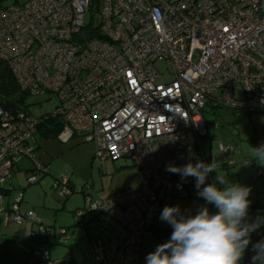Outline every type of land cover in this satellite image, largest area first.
<instances>
[{"label": "built area", "instance_id": "obj_1", "mask_svg": "<svg viewBox=\"0 0 264 264\" xmlns=\"http://www.w3.org/2000/svg\"><path fill=\"white\" fill-rule=\"evenodd\" d=\"M0 0V57L19 88L30 96L51 92L56 104L38 117L8 112L0 104V215L4 222H30L31 234L46 228L33 211H20L22 194L10 177L22 157L33 161L27 183L44 168L35 158L40 123L69 122L94 157L130 159L140 169L137 188L104 199L86 196L89 213L111 217L122 239L105 248L90 236L97 264H140L144 235L176 196L198 195L195 178L167 171L172 164L204 161L201 141L208 135L203 109L227 106L237 115L264 114V0ZM86 10L98 24L84 23ZM163 61L166 72L156 68ZM235 88H238L239 95ZM71 134L62 126L59 138ZM225 154L234 146H220ZM209 174L206 183L214 182ZM65 179V178H64ZM53 183L70 194L67 179ZM56 235H65L56 229ZM38 264H61L46 248L34 250Z\"/></svg>", "mask_w": 264, "mask_h": 264}, {"label": "rangeland", "instance_id": "obj_2", "mask_svg": "<svg viewBox=\"0 0 264 264\" xmlns=\"http://www.w3.org/2000/svg\"><path fill=\"white\" fill-rule=\"evenodd\" d=\"M8 3L10 0L6 1V4ZM91 22L98 24L99 16L92 10H86L84 23ZM156 68L166 72V64L163 61H158ZM235 92L237 95L240 94L238 88H235ZM55 104L56 100L51 93L29 95L26 109L38 117L51 112ZM203 114L207 121L208 135L202 139L201 147L209 162L215 163L219 174L226 179L249 187L247 180L242 177L244 168L248 167L250 172L254 169L252 150L255 146L248 140L252 136V126L248 122H243L248 115H237L227 106L211 108L210 105L204 108ZM37 137H39L38 144ZM221 145H233V153H223L220 150ZM94 150V144L91 141H83L80 134L63 141L59 138V134L38 136L37 133L35 157L39 163L42 162L43 167L48 168V171L44 172L38 182L27 184L26 178L33 172V161L28 157L20 158L17 162L20 171L11 174L12 191L4 196V201L10 202L14 194L21 193L20 211H33L48 232L43 233L46 237L43 240L31 234L30 222L22 225L6 224L3 222V216L0 217L2 220L0 230L4 234L0 236V264H23L24 260L27 264H33L31 257L38 248H46L51 258L63 263L71 260L75 264H97L90 255L89 235L81 236V233L86 231L100 237L105 248L117 243L120 235L122 236V229L114 219L89 213L83 223L88 219L92 220L88 221L86 228L84 229V225L81 231L79 226H76L74 214L78 210L86 209V192L90 193L92 199H104L118 190L137 188L142 176L140 169L130 159H120L115 162L107 160L101 163L94 157ZM38 154L44 155L45 161H39ZM29 168L31 170H28L26 176L27 170L24 169ZM62 177L63 180L67 179V187L70 191L67 197L61 196L52 186ZM205 204L206 202L195 197L178 196L170 203L171 206L179 205L182 212L193 215ZM207 206L210 211H217L214 206ZM261 214L260 209L250 205L248 221L259 219ZM155 222L153 231H148L143 237L144 250L141 252V264H146L147 254L154 251L157 245L166 242L173 231L172 227L160 217ZM56 229H64L67 233L57 236ZM154 231H159L160 237H156Z\"/></svg>", "mask_w": 264, "mask_h": 264}, {"label": "clouds", "instance_id": "obj_3", "mask_svg": "<svg viewBox=\"0 0 264 264\" xmlns=\"http://www.w3.org/2000/svg\"><path fill=\"white\" fill-rule=\"evenodd\" d=\"M252 159L264 166V144L253 147ZM217 169L215 163L204 161L167 167V171L182 179L194 177L198 195L206 204L194 215L182 212L179 205L165 206L160 219L173 231L166 242L147 254L146 264H241L251 234L264 221H248L251 188L231 182ZM213 172L214 182L206 183ZM207 205L217 211H210ZM252 251L251 264H264V239L253 244Z\"/></svg>", "mask_w": 264, "mask_h": 264}, {"label": "trees", "instance_id": "obj_4", "mask_svg": "<svg viewBox=\"0 0 264 264\" xmlns=\"http://www.w3.org/2000/svg\"><path fill=\"white\" fill-rule=\"evenodd\" d=\"M28 97H29L28 93L22 91L19 88V85L17 84L16 79L11 73L7 64L0 59V104L2 105V107L10 112H15L17 110H27L26 100L28 99ZM62 126L63 124L56 121L55 119H49L47 121L40 123L38 127V134H41L42 136H47L49 134L57 135L60 133ZM47 171L48 168L44 166V172L46 173ZM27 184H31V183H27ZM85 217L82 219V225H81L83 227L85 225L84 229L86 228V223H87V222L83 223ZM155 223L151 226V228L152 227L154 228ZM77 225L79 226V224L76 223V226ZM83 227H80V229ZM90 233L92 232H87V231L85 232L86 235H89V242H90ZM154 234L156 237H160L159 231L157 232L154 231ZM42 238L43 240L46 239V237L44 236ZM262 239H264V228H261L260 230L256 231L253 235H251V243L244 255L243 260L241 261V264H251L252 256L254 255L252 251V245ZM140 254H141V250H140ZM62 264H75V263L71 260H68L65 263L62 262Z\"/></svg>", "mask_w": 264, "mask_h": 264}, {"label": "crops", "instance_id": "obj_5", "mask_svg": "<svg viewBox=\"0 0 264 264\" xmlns=\"http://www.w3.org/2000/svg\"><path fill=\"white\" fill-rule=\"evenodd\" d=\"M247 117L248 118H245V121H243V122H245V123L248 122L252 126V136H250L248 139L249 143H251L255 147H259L261 144H264V114H252V115H248ZM38 136H39V134H38ZM38 138L39 137H37V144H38ZM38 155L39 156H37V158L39 161H45L44 155H41V154H38ZM253 163H254V169L250 172L248 167L244 168L243 169L244 172H243L242 177L244 178V180H247L246 182H247L248 186L251 188V195L249 197V200L251 201L250 205L253 207H256L262 211L261 217L259 219L264 221V166L257 164L255 161ZM24 170L25 171L27 170L25 173V175L27 176V174H28L27 172H28V170H31V168L24 169ZM17 171H20V169H18V166L16 165L14 167L12 173L15 174V173H17ZM214 174L216 176L215 172H214ZM0 217H2V215H0ZM92 218H95V217L92 216ZM90 220H92V219H88V220H86V222H88ZM3 222H4V218H3ZM1 223H2V220L0 219V225H2ZM152 228L149 230V232L153 231L154 228L153 229ZM261 228H264V223H261V226L259 227V229H257V231L260 230ZM121 234H122V231H121ZM3 235L4 234L0 230V236H3ZM12 237H14V236H12ZM17 237H19V236H17ZM121 237L122 236L120 235V239H121ZM2 238H4V237H2ZM2 242H4V241H2ZM143 250H144V243L142 242L141 252ZM31 259L33 260V264H38L35 256L32 255ZM19 261H21V260H19ZM140 261H141V256H140ZM23 264H27V261L24 260Z\"/></svg>", "mask_w": 264, "mask_h": 264}, {"label": "bare ground", "instance_id": "obj_6", "mask_svg": "<svg viewBox=\"0 0 264 264\" xmlns=\"http://www.w3.org/2000/svg\"><path fill=\"white\" fill-rule=\"evenodd\" d=\"M0 59L2 60V61H4L6 64H7V66L9 67V65H8V63H7V61L6 60H4V59H2L1 57H0ZM9 69H10V71H11V73L13 74V76H14V73H13V71H12V69L9 67ZM15 77V76H14ZM16 79V78H15ZM16 82H17V80H16ZM18 84V83H17ZM47 93H51V92H47ZM52 95H53V97L55 98V96H54V94L53 93H51ZM29 95V94H28ZM211 107V106H210ZM219 107H222V106H218V107H211V108H219ZM17 111H19V110H17ZM17 111H15V112H11V113H16ZM203 111H204V109H203ZM203 111H202V115L204 116V114H203ZM8 112H10V111H8ZM246 115H252V114H246ZM63 126L64 127H67V128H70V130H71V134L69 135V136H67V135H65V136H63V137H61V140H63V141H66V140H69L70 138H72L74 135H78V134H80V136H81V132H78L77 130H75L73 127H72V125L69 123V122H66V123H64L63 124ZM62 130V129H61ZM61 132V131H60ZM60 134V133H59ZM93 143V142H92ZM222 146V145H221ZM233 146V145H232ZM234 151V150H233ZM205 154V153H204ZM36 158V157H35ZM207 158V157H206ZM207 161H208V159H207ZM208 163H209V161H208ZM17 165V163L14 165V167ZM14 167H13V169H14ZM44 168V167H43ZM13 169H12V171H13ZM12 174V173H11ZM213 175H214V177H215V174H214V172L212 173ZM27 179V178H26ZM10 182H11V177H10ZM12 186V185H11ZM125 189V188H124ZM112 194V193H111ZM67 196V195H66ZM109 196V195H108ZM107 196V197H108ZM65 197V196H64ZM177 197V196H176ZM176 197H174V198H176ZM106 198V197H105ZM181 198V197H180ZM157 220V219H156ZM155 220V221H156ZM155 221H154V223H155ZM153 223V224H154ZM8 224V223H7ZM152 224V225H153ZM19 225V224H18ZM120 225V224H119ZM44 226V225H43ZM45 227V226H44ZM80 227H83V226H81V225H79V228ZM121 227V226H120ZM46 228V227H45ZM151 228V227H150ZM149 228V229H150ZM121 229H122V227H121ZM149 231V230H148ZM147 231V232H148ZM46 232H48V230H47V228H46ZM85 234V232H83V233H81V236L83 237V235ZM93 233H90V236L92 235ZM36 236H38L39 238H42L44 235L42 234V235H34V237H36ZM122 236H123V229H122ZM100 238V237H99ZM121 239H122V237H121ZM120 239V240H121ZM119 240V241H120ZM118 241V242H119ZM143 241V240H142ZM117 242V243H118ZM116 244V243H115ZM142 245V244H141ZM48 251V250H47ZM49 253V252H48ZM50 256V255H49ZM141 256V255H140ZM60 261V260H59ZM37 263H38V260H37ZM61 264H62V261H61ZM140 264H141V262H140Z\"/></svg>", "mask_w": 264, "mask_h": 264}]
</instances>
